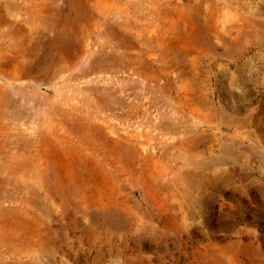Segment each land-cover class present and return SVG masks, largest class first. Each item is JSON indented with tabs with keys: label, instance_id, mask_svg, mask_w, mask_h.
Returning a JSON list of instances; mask_svg holds the SVG:
<instances>
[{
	"label": "rangeland",
	"instance_id": "rangeland-1",
	"mask_svg": "<svg viewBox=\"0 0 264 264\" xmlns=\"http://www.w3.org/2000/svg\"><path fill=\"white\" fill-rule=\"evenodd\" d=\"M0 264H264V0H0Z\"/></svg>",
	"mask_w": 264,
	"mask_h": 264
}]
</instances>
